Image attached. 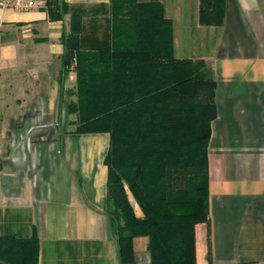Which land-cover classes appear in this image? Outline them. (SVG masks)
Returning <instances> with one entry per match:
<instances>
[{"label": "crops", "instance_id": "1", "mask_svg": "<svg viewBox=\"0 0 264 264\" xmlns=\"http://www.w3.org/2000/svg\"><path fill=\"white\" fill-rule=\"evenodd\" d=\"M114 1L0 9V39L23 30V55L10 58L23 65V121L0 133V264H121L106 214L110 135L76 131L79 115L68 109L77 103L79 58L61 80L69 44L78 53L109 48ZM137 2L163 7L173 57L204 62L215 82L209 224L195 228L196 264H264V0H223L221 13L212 0ZM147 244L133 239L135 264H150Z\"/></svg>", "mask_w": 264, "mask_h": 264}, {"label": "trees", "instance_id": "2", "mask_svg": "<svg viewBox=\"0 0 264 264\" xmlns=\"http://www.w3.org/2000/svg\"><path fill=\"white\" fill-rule=\"evenodd\" d=\"M212 2L221 13L223 0ZM112 6L108 49L78 53L67 44L61 80L73 56L80 60L77 103L68 111L79 115L77 133L110 135L106 214L120 263L135 264L132 242L143 236L150 264H196L195 228L209 224L206 150L215 82L204 62L173 57L170 21L158 2Z\"/></svg>", "mask_w": 264, "mask_h": 264}, {"label": "rangeland", "instance_id": "3", "mask_svg": "<svg viewBox=\"0 0 264 264\" xmlns=\"http://www.w3.org/2000/svg\"><path fill=\"white\" fill-rule=\"evenodd\" d=\"M0 39V133L14 134L23 121L20 105L23 103V65L19 58L12 61L13 55H23V30L16 29ZM22 41L19 46L17 41ZM11 41V42H10ZM8 47L5 49V45ZM21 123H20V120ZM18 125V126H17ZM128 198L138 211V206L125 186Z\"/></svg>", "mask_w": 264, "mask_h": 264}, {"label": "built area", "instance_id": "4", "mask_svg": "<svg viewBox=\"0 0 264 264\" xmlns=\"http://www.w3.org/2000/svg\"><path fill=\"white\" fill-rule=\"evenodd\" d=\"M46 0H0V9L18 13L38 11L45 6Z\"/></svg>", "mask_w": 264, "mask_h": 264}]
</instances>
